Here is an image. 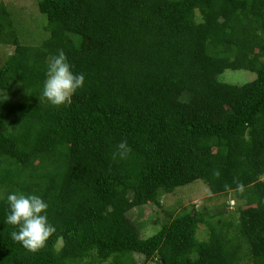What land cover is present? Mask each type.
Wrapping results in <instances>:
<instances>
[{
    "label": "trees",
    "instance_id": "obj_1",
    "mask_svg": "<svg viewBox=\"0 0 264 264\" xmlns=\"http://www.w3.org/2000/svg\"><path fill=\"white\" fill-rule=\"evenodd\" d=\"M37 12L30 34L0 2V264H264V0H39ZM59 50L85 84L57 108L39 97ZM227 70L255 79L222 83ZM196 181L231 206L141 236L128 213ZM13 192L49 204L57 233L35 253L5 223Z\"/></svg>",
    "mask_w": 264,
    "mask_h": 264
},
{
    "label": "clouds",
    "instance_id": "obj_2",
    "mask_svg": "<svg viewBox=\"0 0 264 264\" xmlns=\"http://www.w3.org/2000/svg\"><path fill=\"white\" fill-rule=\"evenodd\" d=\"M84 84V74L75 73L64 51L59 50L46 66L40 102L57 108L65 106ZM130 152L128 142L122 141L117 145L114 158L126 159ZM6 203L5 223L15 229L11 232V239L27 251L35 253L43 249L57 233L56 226L49 220V204L40 195L13 192L7 196ZM63 246V237L57 236L56 251Z\"/></svg>",
    "mask_w": 264,
    "mask_h": 264
},
{
    "label": "rangeland",
    "instance_id": "obj_3",
    "mask_svg": "<svg viewBox=\"0 0 264 264\" xmlns=\"http://www.w3.org/2000/svg\"><path fill=\"white\" fill-rule=\"evenodd\" d=\"M2 0H0L1 2ZM5 5L13 12H19L16 15L17 21L22 22L23 27L28 29L30 34L37 32L35 22L37 23L40 19L37 12V3L39 0H3ZM15 9V11H14ZM20 15V16H19ZM44 19V16H42ZM33 21V22H32ZM35 37L32 36L31 38ZM13 48L9 47L7 51L11 52ZM1 56V55H0ZM0 60L2 58L0 57ZM222 83L241 86L255 79V74L248 71L238 70H227L220 75ZM231 194L225 196L221 195L213 197L210 195L208 187L202 181H196L184 187L177 188L171 194H164L161 198V208L147 205L144 208H138L128 213V218L136 223H142L140 234L143 237H150L159 231L161 224L169 217H173L182 212L191 211L193 213L198 210L212 206L217 209L222 203L230 205L232 200ZM236 202L232 201V205ZM230 210L231 211H234ZM216 211V210H215ZM228 213V212H227ZM170 215V216H169ZM201 230H204L203 227ZM204 235V233H202ZM201 234V235H202ZM133 259L141 264L144 257L140 255H134Z\"/></svg>",
    "mask_w": 264,
    "mask_h": 264
}]
</instances>
